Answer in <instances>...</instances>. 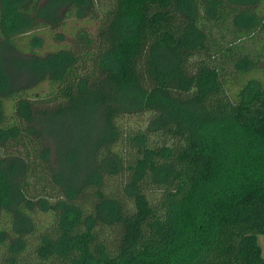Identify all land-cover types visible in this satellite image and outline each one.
Wrapping results in <instances>:
<instances>
[{"label": "trees", "instance_id": "16d2710c", "mask_svg": "<svg viewBox=\"0 0 264 264\" xmlns=\"http://www.w3.org/2000/svg\"><path fill=\"white\" fill-rule=\"evenodd\" d=\"M258 234L264 0H0V264H264Z\"/></svg>", "mask_w": 264, "mask_h": 264}, {"label": "rangeland", "instance_id": "374dc122", "mask_svg": "<svg viewBox=\"0 0 264 264\" xmlns=\"http://www.w3.org/2000/svg\"><path fill=\"white\" fill-rule=\"evenodd\" d=\"M57 14L56 17L58 16V18L61 16V12H62V9L61 11L59 10V7L57 9ZM76 24H78V22L74 19H65L64 23L54 29V31H63L65 33H68L69 31L72 30V28H74L76 26ZM89 25H91V23H89ZM51 31H50V28H43L42 29V34H43V37L42 40H43V45L42 47L38 48V49H35L36 51H38L41 55H44L45 53L49 52L50 50H54L53 48V45H52V41H51V38H48L49 35H50ZM26 40H27V37H24V36H21V39L18 40L17 44L18 46L23 49V53L19 52L18 50H15L11 47H8L7 48V52H4V59L7 60L8 58H10V56L12 55V57L16 56V57H24V56H30L28 55V50H27V47L25 46V43H26ZM24 73V72H23ZM18 77V79H14L13 82L15 85H20V84H26V85H30V86H36L40 83V85L44 86L46 85L45 82H42L40 81V79L37 78V76L35 75H26V74H22V75H19V73H15L13 75V77ZM63 145H70L69 142H67V140L63 141ZM257 242L258 244L260 245L261 247V250H262V255L264 257V234H258L257 235Z\"/></svg>", "mask_w": 264, "mask_h": 264}]
</instances>
